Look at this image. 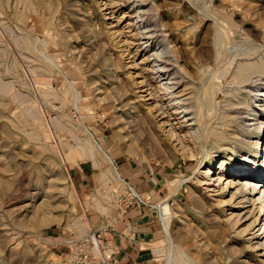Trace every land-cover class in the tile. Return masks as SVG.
Instances as JSON below:
<instances>
[{
	"label": "rangeland",
	"instance_id": "rangeland-1",
	"mask_svg": "<svg viewBox=\"0 0 264 264\" xmlns=\"http://www.w3.org/2000/svg\"><path fill=\"white\" fill-rule=\"evenodd\" d=\"M132 2L0 0V264H64L66 239L88 231H97L105 246H113L106 232L122 229L129 210L136 208L138 214L140 207L156 227L154 240L142 245L147 259L165 264L152 249L166 236L160 213L166 204L170 212L163 215L170 216V235L188 255L174 252L171 264H258L256 250L248 247V241L255 243L263 235L264 215L258 205L243 204L247 207L242 212L250 208L253 216H244L236 229L243 230L257 217L243 236L228 228L225 217L210 205L219 191H206L200 181L207 167L213 177L219 172V162L210 164L205 156L212 145L204 138L201 145L193 143L181 131L182 152L175 140L145 124L128 72L151 85L155 55L137 47L138 42L145 45L165 35L166 48L178 58L172 68L186 84L181 94L192 98L195 107L190 110L200 122L196 104L203 101L206 108L209 75L227 68L232 72L236 64L264 56V0H146V7L154 3L148 29H162L163 24L164 31L141 40L134 34ZM202 65L209 68L204 77ZM226 81L215 95L209 92L215 102L234 88ZM153 99L169 109L160 92L153 91L147 102ZM214 110L208 129L220 123L223 105L215 104ZM258 120L259 131L256 126L247 134L240 126L237 130L249 140L260 138L259 146L254 145L260 163L264 108ZM199 129L204 135L203 125ZM238 140L232 138L235 160L248 152L245 139ZM98 146L110 155L108 162ZM116 174L142 195L144 205L121 190L123 182ZM138 174L156 181L157 187L147 192L132 179ZM171 187L177 191L172 193ZM231 187L228 182L225 199ZM130 229L127 224L124 230Z\"/></svg>",
	"mask_w": 264,
	"mask_h": 264
},
{
	"label": "bare ground",
	"instance_id": "bare-ground-1",
	"mask_svg": "<svg viewBox=\"0 0 264 264\" xmlns=\"http://www.w3.org/2000/svg\"><path fill=\"white\" fill-rule=\"evenodd\" d=\"M144 1L135 0V3H133V1V6L131 8V12L135 13L134 17L136 19L133 21V26L135 30L134 34L135 36H137L138 40L143 39L144 35L146 36V38L148 37V39H151L152 34L154 35V33H162L164 31L163 24L161 25L162 29L159 28L158 25H156V28H154V30L148 29L147 25L149 24H147V20L149 17V13H151V11L153 10L154 3L152 2L148 7H146ZM142 29H144L143 32ZM141 36L143 37L141 38ZM159 36L162 38L160 39V41L156 39L154 42L151 41L150 43H146L145 45L144 42L139 41L137 46L139 48L141 47V50H143L144 52L152 50L153 53L151 55H155V59H153L149 69L150 75L153 76V80H151V82L155 83V85L152 83L151 85L154 86H151L149 84V81L135 80L133 73L128 72V76L132 78V89L133 91L135 90V98H137V102H139L138 108L139 110H142L144 116L143 122L145 124L152 123L155 128H158L164 135H167L170 139L175 140L180 146L179 150H182V152L184 149V145H182L183 142L181 137L179 136L181 131H183L184 134L188 136V139L190 138L189 140H191L193 143H199L201 145L204 138L205 143H210L212 145L211 150H206L205 156L208 157L210 164L215 161L219 162L217 165V169H219V172L215 175V177H213V171L211 170L212 168L207 167V169L202 174L204 178H201L200 181L203 185H206V191H219V194L217 195L212 194L216 196L211 199L210 203L212 204L210 205L214 208L217 207L220 215L225 217L224 221L227 222L228 228L233 230L232 232H235L236 235H242L250 228L252 224H254L255 221H257V217H254V219L251 218L252 220L249 222L246 228L244 227L243 230H238L237 227L236 229L237 224H239L240 221L243 220L242 218L244 216L245 218L250 217L254 211L248 208L243 213L242 207H247V205L243 206V204L249 201H251L252 206H255L257 204L258 212L261 213V215H264V158L259 163L258 151L256 148H254L255 143H257L259 146L260 138L256 137V139L258 138L257 140H249L250 138L237 130V127L240 126L241 130L245 131V133L247 134L249 130L251 128H255V126L256 131H259V128L261 127L258 119L261 109L264 108V56H260V58L255 61L238 63V65L236 64V68L234 70L232 69V72L230 71V68H227L226 70L222 69V72L218 71L213 74L210 73L211 75H209V84L207 85L205 92L206 108L203 105V101H197L196 104L198 118H201V121L198 122V120L195 119L194 111L190 110L191 108L195 107L190 104L192 98L190 99L189 97H183V94H181V92L185 90H182L180 88L184 84V82L182 83L183 80L181 81V75L179 76L180 73L176 72L172 68V65L177 63L178 58L175 57L173 53L172 55H170L169 50L166 48V43L164 42L165 35L160 34ZM221 41V34H217L218 44H220ZM160 42L162 43V45H159ZM200 67H202V77H204L209 72V68H207V66L204 67V65ZM226 79L230 80L229 82L234 85V88L232 90L226 91L225 94L220 96V98L215 102L213 96L210 97L211 94L209 92H212V95H215L216 92L221 90L222 85L226 81ZM149 85L153 88V90H149ZM153 91H158L163 96H165L166 103L169 106V109L163 107L157 101L154 102V99L150 102H147L151 99ZM45 92H47V90H44V93ZM45 94V96H48L47 93ZM147 96L149 97L146 98ZM214 103L217 105L222 104L223 110L218 114L220 123H218L217 126L208 129L210 127L211 119L215 115ZM241 105H245V107H241ZM170 111L171 113H169ZM205 114H207V118L204 117ZM244 114H249L251 117L249 116L250 118H243V116H245ZM172 115L174 116L173 119L176 120L175 122L179 127H175V123L173 124L171 122ZM233 122L235 124H233ZM241 123H244V125H242ZM201 125H203V127L206 129L204 135L201 134V130L199 129V126ZM89 135L91 140L88 143L90 145V143L92 144L94 140L90 133ZM232 138L236 139V141L238 139H245L244 141H246L247 143L245 149H247L248 152L250 151V153L243 152L242 154H238V160H235V156H233L232 153L236 150V146L233 144ZM213 146H217V148L215 149V147ZM97 152L102 155V159L104 161L108 162L110 160V155L105 150H103L102 147L98 146ZM259 168L262 172L259 171ZM115 178L123 182V187L121 189L122 191H124L125 193H130L132 196L137 197V199H135L137 203L141 204L142 202L144 204L142 195L137 194L135 189L130 186L128 182L121 179L118 175ZM256 178H258L259 181H254ZM225 179H227V181L224 184L223 180ZM228 182L229 185L232 186L231 188L233 190H230V197L225 199L224 193H226ZM172 188L173 187H171V192L177 191V189ZM121 190L119 192H122ZM259 192L261 193V195L255 197V195H257ZM41 208L43 209V211H45L46 206L44 202H42ZM227 210L230 212L227 213ZM168 211L169 207L167 206V204L163 206L162 211L160 210L163 231L165 232L166 236L163 238V240L156 241L153 244L152 249L154 255L157 257L156 260H164L165 264H171V256L174 252L178 251L183 252L184 254L181 246L175 243L170 235V216L168 217L163 215L168 213ZM73 223H75V221ZM78 225L76 226L78 227ZM261 234L263 235L261 236V238L257 239L255 243H250V241H248V247L252 248V251H254V253L256 250L255 257L257 258L256 261L258 264H264V218L263 231L261 232ZM162 242H165L166 244L164 248L160 247V244ZM166 251L168 253L167 255L164 254L166 253ZM232 252H234V250ZM185 254V257L188 256ZM175 262L173 264H175ZM246 263H248V261Z\"/></svg>",
	"mask_w": 264,
	"mask_h": 264
},
{
	"label": "crops",
	"instance_id": "crops-1",
	"mask_svg": "<svg viewBox=\"0 0 264 264\" xmlns=\"http://www.w3.org/2000/svg\"><path fill=\"white\" fill-rule=\"evenodd\" d=\"M128 176L133 173L128 171ZM137 185H142V188H147V192L151 193L152 189L157 187L156 181L152 179H144L141 174L133 178ZM134 210L130 209L127 220L123 222L122 229L110 230L106 232L105 239L110 241L113 245L120 249L118 258L120 264H150L147 255L148 250L142 247L146 241L154 240L156 227L152 216L147 217V212H143L141 207L139 213L134 214ZM127 224L132 226L130 230L127 229Z\"/></svg>",
	"mask_w": 264,
	"mask_h": 264
},
{
	"label": "built area",
	"instance_id": "built-area-1",
	"mask_svg": "<svg viewBox=\"0 0 264 264\" xmlns=\"http://www.w3.org/2000/svg\"><path fill=\"white\" fill-rule=\"evenodd\" d=\"M144 205L142 202L140 206ZM128 207V203H126ZM124 211V209H122ZM104 236L88 231L81 238L76 235L66 239L67 252L64 264H120L118 246H105Z\"/></svg>",
	"mask_w": 264,
	"mask_h": 264
}]
</instances>
